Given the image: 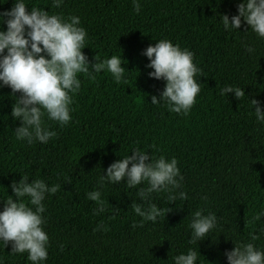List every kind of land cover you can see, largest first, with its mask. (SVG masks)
Listing matches in <instances>:
<instances>
[{"label":"trees","instance_id":"obj_1","mask_svg":"<svg viewBox=\"0 0 264 264\" xmlns=\"http://www.w3.org/2000/svg\"><path fill=\"white\" fill-rule=\"evenodd\" d=\"M241 2L139 0L137 14L133 0H63L59 8L52 7L53 0H24L29 11L79 17L90 66L95 58L118 56L127 80L117 84L106 70L94 81L78 74L81 88L70 105L69 124L61 127L45 116L44 126L57 135L31 144L15 135L22 122L11 112L20 93L0 87V212L9 196L15 199L11 184L22 177L60 185L43 201L49 244L40 264H175L189 249L197 252L195 264H228L225 253L235 245L253 243L264 252V216L249 223L264 212V122L251 104L256 99L264 110V38L243 20L239 30H226L221 19L238 15ZM14 3L0 0V13ZM0 31H7L6 23L0 22ZM160 40L191 51L201 69L195 77L200 93L186 116L169 111L163 101L151 103L152 96L161 97L166 81L149 76L154 69L143 53ZM228 86L241 88L245 97L221 95ZM135 149L153 159L175 158L183 176L174 203L165 192L150 198L172 211L142 227L143 218L131 207L133 202L148 206L136 194L139 186L128 188L126 180L98 183L112 163ZM97 190L106 211L94 214L97 205L87 193ZM180 191L186 200L179 199ZM197 210L215 214L217 223L204 240L190 244ZM98 225L107 231L96 230ZM250 233L259 239L253 241ZM11 247L0 241V264H32L28 253L12 254Z\"/></svg>","mask_w":264,"mask_h":264},{"label":"clouds","instance_id":"obj_2","mask_svg":"<svg viewBox=\"0 0 264 264\" xmlns=\"http://www.w3.org/2000/svg\"><path fill=\"white\" fill-rule=\"evenodd\" d=\"M62 2L53 0L52 7L59 8ZM133 7L139 14L142 8L139 0H133ZM221 19L226 30H239L243 20L252 31L264 38V0H242L238 4V15L230 20L224 14ZM0 22L7 25V31H0V81L3 82L0 87L8 86L13 94L20 93L11 112L15 120L22 122L15 129L17 140H26L29 144L34 141L47 143L56 137L55 131L44 126L45 116L61 127L69 124L70 105L81 88L78 74H84L94 81L95 74L106 70L117 84L127 83L123 79L125 68L118 56L113 55L102 62L95 58V63L90 66L88 57L82 51L87 33L79 27L80 19L77 16L65 19L61 15H49L48 11L36 7L29 11L24 0H15L10 11L0 13ZM247 50L254 51L252 48ZM143 54L150 60L147 67L154 69L149 76L166 81L161 97L152 96L151 103L163 101L169 111L188 115L200 93V85L195 77L201 73V69L193 63V53L182 50L179 45L174 46L168 40H160L154 46H148ZM228 93H234L237 100L245 97L244 90L239 87L221 89V95ZM251 104L256 119L264 122L260 101L251 99ZM125 180L128 188L139 186L137 196L148 202L147 208L136 202L131 205L135 214L143 218L139 225L142 227L145 221L156 222L158 217L172 211L170 208H158L150 198L153 193L165 192L169 194V202L174 203L177 200L176 192L182 187L183 176L175 158L170 161L164 156L153 159L147 152L135 149L132 155L112 163L98 183L103 185L107 181L118 184ZM11 188L15 199L9 196L0 212V241L5 247L11 243L12 254L28 253L32 264H40L47 259L49 244V237L42 227L45 223L42 217L45 212L43 201L46 194L59 191L60 185L49 187L40 179L29 182L25 176L19 182L14 181ZM178 196L181 200L187 199L183 191ZM25 197L28 203L24 201ZM87 198L97 205L94 214L106 211L100 191L87 193ZM192 216L189 243L196 244L216 227L217 218L211 213L204 215L202 210L195 211ZM261 216H264V212L254 215L249 223L260 220ZM133 227L137 225L134 223ZM96 230L107 231V227L98 225ZM250 236L253 241L259 239L251 233ZM225 255L228 264H264V252L256 249L253 243L235 245ZM174 260L175 264H195L197 252L189 249L187 254H180Z\"/></svg>","mask_w":264,"mask_h":264}]
</instances>
